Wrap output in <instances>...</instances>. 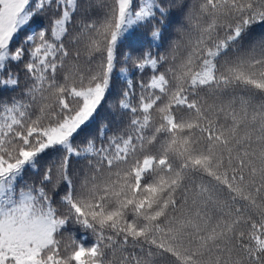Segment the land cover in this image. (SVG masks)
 <instances>
[{"label": "trees", "instance_id": "1", "mask_svg": "<svg viewBox=\"0 0 264 264\" xmlns=\"http://www.w3.org/2000/svg\"><path fill=\"white\" fill-rule=\"evenodd\" d=\"M99 2L79 0L76 16L95 28L78 36L73 74L32 93L37 130L55 126L65 98V119L81 108L68 89H89L107 75L106 41L119 19L115 0ZM137 11L143 21H124L105 100L73 141L94 142L69 165L73 198L93 228L69 223L65 231L86 247L99 241L103 264H258L257 256L264 264V87H257L264 84V22H257L264 0H133ZM38 30L40 21L31 31ZM145 51L157 67L135 75L136 95L124 102L131 111H122L117 101L134 71L125 57L135 61ZM61 78L58 72L53 83ZM20 94L0 87V102ZM66 152L51 147L2 183L38 184ZM63 195L49 193L58 204Z\"/></svg>", "mask_w": 264, "mask_h": 264}, {"label": "snow or ice", "instance_id": "2", "mask_svg": "<svg viewBox=\"0 0 264 264\" xmlns=\"http://www.w3.org/2000/svg\"><path fill=\"white\" fill-rule=\"evenodd\" d=\"M78 7L79 0H0V87L21 89L20 96L13 97L11 103L0 102V264H103L99 241L94 240L92 246L86 247L75 234L65 231L69 223L79 224L84 229L93 228L86 206L73 198L74 184L69 165L73 156H80L81 146L92 151L94 142L75 144L73 141L105 100L117 63L116 45L125 17L133 8V0H115L119 23L106 41L107 75L96 80L87 92L76 93L74 87L68 89L69 93H76L81 108L65 119L70 111V106H64L68 104L65 98L61 105L62 118L47 130H37L38 125L28 111L35 103L34 91L43 93L45 87L49 90L58 87L75 71L71 66L81 58L78 36L86 28H95L92 19L76 16ZM37 21H40L41 30L33 34L32 26ZM257 22H264V19ZM153 35L158 36L159 29ZM240 35L238 28L234 38ZM95 46L94 41L90 42L87 51L90 53ZM224 47L227 48V43ZM208 54L218 55L211 51ZM149 61L151 67L146 63ZM125 64H132L133 78L121 91L117 107L131 111L124 102L136 95L135 75H149L156 69L157 61L150 51H145L135 61L133 55L128 54ZM58 72L62 78L54 84ZM139 87L144 89L146 85L141 83ZM257 87H264V84L257 83ZM25 97L27 102H23ZM57 145L66 148L67 152L49 165L38 184L17 190L2 183L39 154ZM57 189L64 193L59 204L49 196ZM106 219L111 220L112 216ZM100 222L103 223V219ZM65 234L71 239L65 241ZM260 252L264 253V249ZM257 261L259 264V256Z\"/></svg>", "mask_w": 264, "mask_h": 264}, {"label": "rangeland", "instance_id": "3", "mask_svg": "<svg viewBox=\"0 0 264 264\" xmlns=\"http://www.w3.org/2000/svg\"><path fill=\"white\" fill-rule=\"evenodd\" d=\"M124 21H127L128 23H131L133 25H136L138 24L140 21H143L142 19V16L140 14H137L136 16H133L131 10L130 12L128 13V15L125 17V20ZM120 39V37L118 38V40ZM88 89H83V90H78L76 91V93H79V92H87ZM75 93V94H76ZM89 122V121H88ZM87 122V123H88ZM63 147V146H62Z\"/></svg>", "mask_w": 264, "mask_h": 264}]
</instances>
